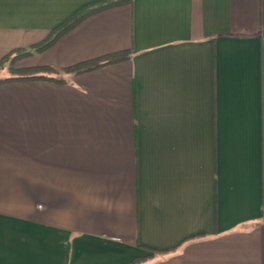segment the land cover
Returning <instances> with one entry per match:
<instances>
[{"label": "crops", "instance_id": "crops-1", "mask_svg": "<svg viewBox=\"0 0 264 264\" xmlns=\"http://www.w3.org/2000/svg\"><path fill=\"white\" fill-rule=\"evenodd\" d=\"M95 0H0L3 57ZM0 84V264H264V0H132Z\"/></svg>", "mask_w": 264, "mask_h": 264}, {"label": "trees", "instance_id": "trees-1", "mask_svg": "<svg viewBox=\"0 0 264 264\" xmlns=\"http://www.w3.org/2000/svg\"><path fill=\"white\" fill-rule=\"evenodd\" d=\"M132 0H95L90 3L85 4L70 17H68L64 22L55 27L49 35L42 41L34 44L29 49L18 48L13 50L11 53L3 57V62L8 61L10 64L11 74L6 77H0V84L11 82V81H20V80H30V79H47V80H56V81H65V79L60 75L62 72L79 74L83 72H88L104 65L118 63L130 58V52L123 50L118 52H113L76 64L64 67L57 68L50 65H39L32 67H14V61L21 56L31 54L33 51H42L54 42H56L59 37L71 30L81 21H83L88 16L103 11L105 9L130 3Z\"/></svg>", "mask_w": 264, "mask_h": 264}, {"label": "rangeland", "instance_id": "rangeland-1", "mask_svg": "<svg viewBox=\"0 0 264 264\" xmlns=\"http://www.w3.org/2000/svg\"><path fill=\"white\" fill-rule=\"evenodd\" d=\"M14 64V63H13Z\"/></svg>", "mask_w": 264, "mask_h": 264}]
</instances>
